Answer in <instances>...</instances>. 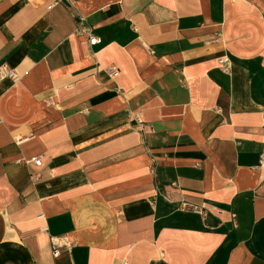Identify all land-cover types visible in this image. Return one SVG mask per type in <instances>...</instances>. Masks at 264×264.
<instances>
[{"label":"crops","instance_id":"0c3cea01","mask_svg":"<svg viewBox=\"0 0 264 264\" xmlns=\"http://www.w3.org/2000/svg\"><path fill=\"white\" fill-rule=\"evenodd\" d=\"M65 1L0 0V264H264V0Z\"/></svg>","mask_w":264,"mask_h":264},{"label":"built area","instance_id":"2783aa9c","mask_svg":"<svg viewBox=\"0 0 264 264\" xmlns=\"http://www.w3.org/2000/svg\"><path fill=\"white\" fill-rule=\"evenodd\" d=\"M65 2H66L65 0H56V3H65ZM78 25L79 26L76 30V34L78 36H85L86 35L88 37L89 44L91 47H95V46L102 44V39L98 36L93 35L91 33L90 28L85 26L83 18L79 19ZM219 64H220V68L223 72H225V73L231 72V61L228 57H224L223 59H221ZM105 70L111 78L115 77L118 74V69L115 66H109ZM0 77H10L14 80L17 79V76L6 67L0 69ZM136 121H137V129L140 132L145 133L150 128V126L147 125L146 123H144L140 118L137 117ZM33 162L37 166L42 165V160L39 158L33 159ZM263 162H264V148H263V152L260 154V163L262 164ZM183 206L185 208L189 207L192 212H194L195 214H198L200 216H203V217H206L208 214L207 213L208 209H206L204 206H201V207L191 206V205H188L186 203H184ZM40 218H43V216H40ZM45 230H47V229L44 228V231ZM51 241H52V246L54 248L53 255L55 258L60 256L63 249L69 250V248H70V244H68L65 241V239L52 238Z\"/></svg>","mask_w":264,"mask_h":264}]
</instances>
